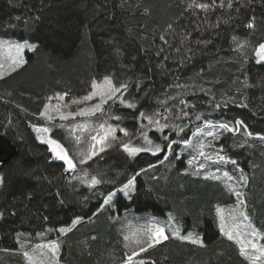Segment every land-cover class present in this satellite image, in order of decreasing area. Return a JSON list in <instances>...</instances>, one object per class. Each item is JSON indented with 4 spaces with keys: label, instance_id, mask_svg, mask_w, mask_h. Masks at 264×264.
Here are the masks:
<instances>
[{
    "label": "trees",
    "instance_id": "obj_1",
    "mask_svg": "<svg viewBox=\"0 0 264 264\" xmlns=\"http://www.w3.org/2000/svg\"><path fill=\"white\" fill-rule=\"evenodd\" d=\"M196 2L211 4L212 0ZM191 3L0 0V38L25 39L36 45L26 52L22 66L0 79V134L16 147L14 157L0 165V264H24L19 241L29 251L54 240H64V264H123L122 231L111 224L104 208L98 211L109 192L117 193L112 207L117 215L150 212L162 218L171 214L184 234L201 237L203 246L168 238L140 256L145 264H248L218 230L216 209L234 204V195L223 179H206L202 170L188 162L197 157V145L203 142L213 160H200L208 161L210 170L239 179L242 208L264 234V141L258 138L264 135V62H257L254 54L264 42V0H232L230 8L228 0L223 7L216 0V6L208 10L189 7ZM249 22L253 28L247 27ZM105 76L116 86L128 85L122 90L123 98L135 107L110 101L104 115L76 122L95 126L107 120L130 135L117 131L118 140L111 147L81 164L87 138L78 145L75 136L55 123L46 125L39 113L48 97L57 93L84 97L91 92L92 82H101ZM181 109L189 116L178 118ZM141 112H162L172 117L167 123L184 131L177 136L178 129L173 127L161 132L148 126L149 138L163 151L155 155L142 151L130 157L120 142L149 147L140 135L141 125H148L139 119ZM197 114L201 120L195 119ZM113 115L122 119H110ZM236 119L244 122L251 137L243 128L238 133L225 131L217 140L192 136L197 128L204 129L206 120L212 130V125ZM32 125L51 129L49 136L76 157L75 171H65L48 145L37 139ZM189 137L193 146L185 148L179 141ZM171 140L177 143L169 154L166 145ZM217 153L236 163H214ZM83 172L103 182L89 188L74 178ZM133 176L134 191L125 198L117 190ZM60 228L70 230L61 234Z\"/></svg>",
    "mask_w": 264,
    "mask_h": 264
},
{
    "label": "snow or ice",
    "instance_id": "obj_2",
    "mask_svg": "<svg viewBox=\"0 0 264 264\" xmlns=\"http://www.w3.org/2000/svg\"><path fill=\"white\" fill-rule=\"evenodd\" d=\"M216 6V0H212L211 4L208 3H197L196 0H192V3L189 4V7H196L203 10H208L209 8ZM220 7L224 6V0H220ZM227 7H232V0H228ZM248 28H253L254 25L252 22H249L247 24ZM235 40L236 38L233 37ZM9 48H15L16 50V56L10 57V64L8 65L9 68H11L12 71H15L17 67H20L22 64L25 63L23 57L20 55L25 47H28L29 51L34 50L36 48V45H25V44H14V45H7ZM239 47H243V45H240ZM255 56L258 58L257 62H264V42L259 43V45L255 48ZM4 74V64L0 63V76H3ZM92 91L84 96L82 98V101L79 100H73L71 103L78 104L83 101H90L93 98H99V102L94 104L91 108H82L77 113H68V115L61 114L60 119L61 120H67L69 117H75V116H96L97 113H100L101 115L105 114V105H108L110 101L115 102L116 100H119L121 104H124L125 106L129 108L135 107L133 103L127 102L123 98V92L122 90L126 91L128 85L127 84H120L119 86H116L112 79L108 76H105L103 78L102 83H97V81L92 82ZM65 94L57 93L55 97H48L47 99L51 101L52 99H57L58 101H64ZM174 99V98H170ZM161 105L165 104L166 101H161ZM180 103L182 105H185V107H188L185 101L181 100ZM67 106V105H65ZM220 105L217 104L215 107H219ZM50 108H53L56 111H59L61 108L60 104L51 105V104H45L44 110H42L39 115L41 117H46V119L50 122L52 121L53 117L48 114V110ZM165 112L168 111L167 108L164 110ZM189 116V112L184 111L183 109L180 110V116L178 118L183 119L185 117ZM110 119L119 121L122 119L120 116H110ZM139 119L141 120H147L148 125H141L140 129V135L142 136L144 142L149 145V147L144 146H134L132 145L131 141L124 143L120 142V147L123 149L124 152L128 154V156L132 157L136 154L142 152V151H151L153 155L157 153H161L163 151L160 144H154L153 141L149 138L147 132L145 131V128L148 126H154L157 130L163 132L165 129L169 127H173L174 129H178L176 131V135L180 136V133L184 131V127H181L180 125H170L167 123V121H170L172 119L171 116H166L162 112H155L152 115H149L145 112H141L139 115ZM196 120H201V115L197 114L195 117ZM161 120L166 121L165 123H161ZM211 125L210 121H205L204 129L201 130L200 128H197V130L192 134V136H200L205 135L207 137H211L213 140L219 139V137L223 134V132H229V133H238L241 131V128H243V131L251 137L253 134L248 130L247 126L244 124V122L240 119H236L234 122H220L218 124L212 125V130H209L208 126ZM33 130L38 134L37 139L40 140L42 143H46L49 147L50 152L52 155L57 159L63 162L64 165H66L65 171H75L76 169V163L74 162L76 160L75 156H71L69 154V151L65 149V147L59 143L56 139L51 138L48 133H50L51 129L49 127L44 126H37L32 125ZM89 128H93L95 131L94 135H90V148L87 152H81L80 156L81 159H79V163L83 164L86 163L87 159H91L93 156L98 155V153L105 151L106 148L111 147L112 141H117L118 137L116 135L117 131L123 133L125 136H129L130 134L125 128L118 127V125H112L107 122V120L99 121L95 126L89 125L87 123H82L77 125V129L80 131H86ZM76 129H74L75 131ZM163 140L168 141L169 137L167 135H164ZM258 138L262 141H264V135H259ZM76 143L79 145L81 143V137L76 136ZM183 147L188 148L192 147V137H189L187 139L181 138L179 141ZM177 141L171 140L166 145L168 149V153L170 154L172 152L173 145L176 144ZM208 147H211V142L207 145ZM198 154L199 156L205 157L206 159L212 161V156H208L204 148L206 145L203 142H200L198 145ZM222 151V149H221ZM217 155V160L213 161L215 162H230L232 164H235V160H228L225 156ZM196 157H193L195 159ZM168 159V154L164 155V160ZM163 163V161H160ZM189 165L191 166L192 160H189ZM149 167H154V165H149ZM200 168H204V164H200ZM141 172L145 171V169H141ZM219 169H217V172ZM140 173L137 172L136 176H138ZM223 177L226 178L227 181H232L233 177L230 176L227 172L223 173ZM81 180V183L86 184L89 188H94L96 185H99L103 182L102 178H97L96 175H90L88 172H83V175L81 177H74ZM206 179H221V176L216 175L214 173H209L206 177ZM240 179L247 183V178L241 176ZM134 181L135 176L130 178L127 183H125L120 189L117 191L123 192L125 196H128L129 191L134 189ZM229 189L232 190V185L229 184ZM116 195V192H109L107 196L104 197L103 204L100 205V209L98 211L102 210L106 205H109L112 197ZM235 195L239 199V203H244V196L241 192H235ZM217 212L220 216V231L222 235H225L228 240L234 241L238 246L240 250V254L249 261V264H264V244L260 243V241H264V234L260 233L258 230L252 227L251 223L243 224L242 222H238V217L242 218L243 222H248L249 217L245 212H239L238 214L233 211L229 214V220L230 225L226 226L225 224V216L222 209H217ZM95 215V213H94ZM80 218H77L72 221V225L75 226L76 223L79 222ZM250 229V231H248ZM70 229L61 228L59 229L60 233L63 234L65 231ZM139 235V231L132 234L133 242L138 246V251H133L132 255L127 256L125 260V264H135L133 262V257L138 256L140 253H143L147 251L148 248L154 247L156 244H159L162 240H167L168 236L165 234V228L161 226H155L149 227L147 229V237L146 239H138L135 238ZM173 236L176 238H179L181 240H187L191 242L192 244H198L200 246H203V242L197 238L194 237L192 234H189L188 236H180L178 232H174ZM130 239V236L126 235L124 237L125 241H128ZM146 245V247H145ZM127 246V245H126ZM37 248L39 251V259L34 257L33 255H30L29 253L25 252L24 255L29 261V264H59L58 261V252H59V243L58 241H49L45 244L38 245ZM47 257V259H45ZM138 264H145L143 260H140Z\"/></svg>",
    "mask_w": 264,
    "mask_h": 264
},
{
    "label": "rangeland",
    "instance_id": "obj_3",
    "mask_svg": "<svg viewBox=\"0 0 264 264\" xmlns=\"http://www.w3.org/2000/svg\"><path fill=\"white\" fill-rule=\"evenodd\" d=\"M14 44L34 45L33 43H31L30 41H27L25 39L18 40V39H14V38H0V63L4 64V74H3V76H0V79L5 77V76H7L11 72H13L11 70V68L8 67V65L10 64V57L16 56V50H15V48H9L7 45H14ZM26 52H30L28 47H25L23 52L20 54L23 57L24 61H25ZM17 68H19V67H17ZM99 83H102V81L98 82V84ZM91 91H92V89H91ZM55 96H52V97H55ZM82 98L83 97H81V98H67V97H65L64 101H58L55 98L52 99L51 101L47 100V102H46L47 104H51V105L60 104L61 108H60L59 111H56L53 108H50L48 110V114L53 117L52 121H50V122L46 119V117H41L40 116V118L46 125H50V124L55 123L57 125L53 124L54 126H56V127L60 126L59 127L60 129L67 130L73 136H75V137L76 136H80L81 137V142L86 137L87 141H88V147H86V149H85L86 151L85 152H87L89 150V148H90V144L92 143L91 140H90V135H94L95 131L93 130V128H89L86 131H80L79 129H77V125L82 124V123H86V122H76V121L79 118H88L89 116H84V117L75 116L74 118L73 117H69V119H67V120H61L60 119V115L61 114L68 115V113H77L80 109H82V108H91L94 104L99 102V98H93L90 101H83V102L78 103V104L71 103L73 100L82 101ZM65 105H67V106H65ZM66 122H70L71 124L66 125ZM64 126H66V127H64ZM74 129H76V130L74 131ZM47 135H49V133ZM44 144H46V143H44ZM201 158H203V157L199 156V154H198L195 159H192L191 166L195 167L196 168L195 170H198V172H200L199 170H202L201 171L202 172L201 175H204L205 177L209 173H214L216 175L221 176V179L224 180L223 181V185L234 195V198L236 200L234 204H230V205H228L226 207L217 208V209H222L223 210L224 216H225V224H226V226H229L230 223H231L230 220H229V214L231 212L235 211L237 214L239 212H244V210L242 208L243 204L239 203V199L235 195V192H237L238 187H239V179L236 176H232L233 180L232 181H227L226 178L223 177L224 171L223 172L222 171H218L217 172L215 170H210V166H209L210 164L208 163V161L203 160V159L200 160ZM58 161L63 164L62 161H60V160H58ZM200 164H204V168H200L199 167ZM65 168H66V165H64V169ZM70 172H72V171H69L68 173H70ZM236 175H240L239 167H236ZM221 179H219V180H221ZM0 184H1V177H0ZM229 184L232 185V190L229 189ZM133 191H134V189L129 191V194H132ZM118 193L121 196L125 197V198L127 197V196L124 195L123 192H119L118 191ZM115 196L112 197V200H111L110 204L106 205L104 207V213H106L107 218L110 217L111 224L114 227H118L117 228L118 230L122 231V233H121L122 234V241H123L122 243H123V246H124V248L126 250V253L124 254L125 258H127V256H129V255H132V252L134 250L135 251L139 250L138 246L133 242L132 234L139 231V235L137 237H135V238L146 239V237H147V229L149 227H153V228L155 226L164 227L165 228V234L168 236V238H173V239H177V240H180V241H187V240H181V239L176 238L175 236H173L174 232H178L180 236H188L189 234H192L194 237H197V238H199L201 240V237L198 236L199 234L196 235L195 233H191V232L190 233L187 232L186 234H184L182 232V229H181V224L179 222H177L175 220V218L171 214H165V216L162 217V218L155 217L150 212L135 213L133 211H127V212H124L121 215H117V213L115 212V209L114 208L112 209L113 200H114ZM217 209H216V217H217V222H218V230H219V233L222 235V233L220 231L221 221H220V216H219V214L217 212ZM107 211L108 212L112 211L114 213L112 215H109ZM238 222H242L243 224H247V223L250 222L252 227L255 228L256 230H258L250 219H249L248 222H243L242 218L238 217ZM57 231L60 233L59 229ZM248 231H250V229ZM126 235L130 236V239L128 241L124 240V237ZM222 236L227 239V237L225 235H222ZM54 241H58V243H59V252H58V257H57L58 261H59V264H64L62 259H61L62 258V250H63V247H64V240H62V241L54 240ZM162 241H164V240H162ZM187 242H189V241H187ZM232 242L236 245L237 249L239 250V246L234 241H232ZM45 243H47V242L40 243L39 245H42V244H45ZM189 243H191V242H189ZM260 243L264 244V241H260ZM195 245H198V244H195ZM37 246H35L31 250L27 251L24 248V243H22V241H19V247H20V251H21V254H22L21 256L23 257V260H24V264H29V261L27 260V258L24 255L25 252H27L30 255H33L34 257L39 259V251L40 250L37 248ZM145 247H146V245H145ZM149 249H151V248H148L147 250H149ZM239 252H240V250H239ZM143 253H140L138 256H134L133 257V262H135V264H138V262L141 260L140 256ZM45 259H47V257H45ZM123 264H125V262ZM248 264H249V261H248Z\"/></svg>",
    "mask_w": 264,
    "mask_h": 264
},
{
    "label": "water",
    "instance_id": "obj_4",
    "mask_svg": "<svg viewBox=\"0 0 264 264\" xmlns=\"http://www.w3.org/2000/svg\"><path fill=\"white\" fill-rule=\"evenodd\" d=\"M15 154L16 147L3 134H0V165L7 163Z\"/></svg>",
    "mask_w": 264,
    "mask_h": 264
}]
</instances>
